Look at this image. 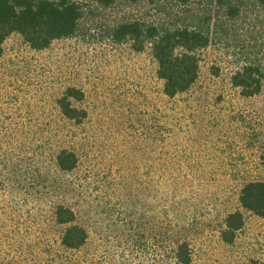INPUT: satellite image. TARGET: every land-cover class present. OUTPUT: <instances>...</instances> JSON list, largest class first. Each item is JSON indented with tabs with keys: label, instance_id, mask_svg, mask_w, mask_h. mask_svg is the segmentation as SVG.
<instances>
[{
	"label": "rangeland",
	"instance_id": "1",
	"mask_svg": "<svg viewBox=\"0 0 264 264\" xmlns=\"http://www.w3.org/2000/svg\"><path fill=\"white\" fill-rule=\"evenodd\" d=\"M77 1L85 16L76 36L56 40L44 51L31 49L17 33L5 41L0 70L16 75L6 78L4 88L20 96L22 109L12 120L36 125L41 135L49 128L76 133L82 160L68 174L48 160L40 183L0 186V263L176 264L173 216L166 212L173 209L158 192L163 168L176 178L201 175V182L180 188H185L179 210L187 223L190 264L264 263V218L239 201L245 183L264 181V87L259 95L244 97L232 85L239 48L216 42L200 51L198 80L169 99L151 49L137 51L117 41L111 27L136 15L164 21L184 8L156 0L113 7ZM212 1L195 0L190 7L203 11ZM246 9L247 18L237 27L242 34L251 30L262 36L264 8L248 4ZM69 85L84 92L77 105L89 115L80 125L64 119L54 105ZM50 145L52 154L60 143L54 138ZM65 185L69 193L62 192ZM58 202L72 204L88 227V242L79 250L62 244L65 226L54 215ZM237 209L245 226L226 242L221 228Z\"/></svg>",
	"mask_w": 264,
	"mask_h": 264
},
{
	"label": "trees",
	"instance_id": "2",
	"mask_svg": "<svg viewBox=\"0 0 264 264\" xmlns=\"http://www.w3.org/2000/svg\"><path fill=\"white\" fill-rule=\"evenodd\" d=\"M94 1L103 7L140 2ZM156 1L175 2L184 9L164 21L145 15L121 20L111 27V34L119 42L131 43L137 51H143L147 47L151 49L158 63V78L163 81L164 96L175 99L192 88L199 78V52L216 42L226 44L229 49L239 48L236 53L239 56V65L230 77L232 85L238 88L244 97H254L262 92L264 34L257 37L251 30L242 34L237 25L244 23L247 18L246 5L264 8V0H214L204 7L203 11L190 7L195 0ZM84 16V5L77 0H0V62L5 57V41L12 34H20L31 49L44 51L56 40L76 36L82 28ZM15 75V72L5 73L0 70V186L11 188L12 185L15 189H20L29 183H40L39 178L42 177L48 160L60 172L68 174L78 169L82 159L76 149V133L59 134L60 128H49L50 131L44 130L41 135L36 125L12 120V117L22 116L20 96L11 95L4 85L7 77ZM82 100L84 92L69 85L53 101L60 115L75 126L85 123L89 115L86 108L77 105V102ZM54 138L60 145L51 154L48 151ZM189 174H179L176 178L177 173H171L169 168H163L159 172V196L167 199L166 203H170V209L176 211L175 214L166 210L167 215L173 216L170 228L176 264H190L192 261L191 243L184 233L187 223L183 211L179 210V207H182L179 202L183 200L185 188L187 190L189 185L202 180L200 173ZM181 184H186L182 190ZM61 188L62 192L69 193L70 185ZM239 201L244 209L264 218V181L251 180L245 183L240 191ZM166 206L168 208L169 205ZM54 215L57 223L65 226L61 237L65 247L79 250L87 244L90 233L78 209L70 203L58 202ZM244 226L245 217L240 209L229 212L221 228L223 239L233 242ZM0 264L22 263L11 260ZM243 264L264 263L252 259Z\"/></svg>",
	"mask_w": 264,
	"mask_h": 264
}]
</instances>
